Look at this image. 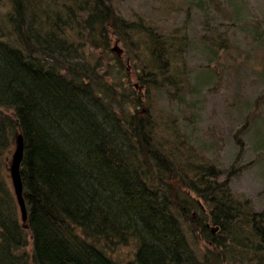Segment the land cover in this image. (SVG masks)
<instances>
[{
  "label": "trees",
  "instance_id": "1",
  "mask_svg": "<svg viewBox=\"0 0 264 264\" xmlns=\"http://www.w3.org/2000/svg\"><path fill=\"white\" fill-rule=\"evenodd\" d=\"M186 12L168 27L114 0H0V264H264V206L231 190L237 159L185 132Z\"/></svg>",
  "mask_w": 264,
  "mask_h": 264
},
{
  "label": "rangeland",
  "instance_id": "2",
  "mask_svg": "<svg viewBox=\"0 0 264 264\" xmlns=\"http://www.w3.org/2000/svg\"><path fill=\"white\" fill-rule=\"evenodd\" d=\"M114 6L127 19L145 14L168 27L189 11L195 111L184 113L185 132L201 155H218L219 165L237 159L230 188L261 209L264 98L258 106L256 100L264 91V0H114Z\"/></svg>",
  "mask_w": 264,
  "mask_h": 264
},
{
  "label": "water",
  "instance_id": "3",
  "mask_svg": "<svg viewBox=\"0 0 264 264\" xmlns=\"http://www.w3.org/2000/svg\"><path fill=\"white\" fill-rule=\"evenodd\" d=\"M23 157V142L21 135H18L16 138L15 147L11 156L10 161V179L11 183L14 189V193L16 196V200L18 202L20 211H21V217L22 220H26V208H25V202L22 195V181L20 176V163L22 161ZM217 230V227L212 228V232H215Z\"/></svg>",
  "mask_w": 264,
  "mask_h": 264
}]
</instances>
